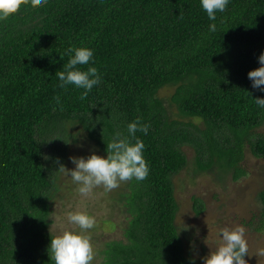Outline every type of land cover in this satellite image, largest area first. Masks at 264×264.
I'll use <instances>...</instances> for the list:
<instances>
[{"label": "trees", "instance_id": "obj_1", "mask_svg": "<svg viewBox=\"0 0 264 264\" xmlns=\"http://www.w3.org/2000/svg\"><path fill=\"white\" fill-rule=\"evenodd\" d=\"M80 47L93 58L77 67H96L101 79L85 100V89L61 88L56 75ZM261 53L264 0H229L214 21L201 0H47L0 20V264H54L48 211L74 124L105 158L117 133L142 140L149 168L116 191L124 239L105 241L92 264H191L174 223L172 175L186 163L183 145L196 169L216 164L234 179L245 146L264 156V134L254 132L264 91L248 77ZM166 85L164 100L157 91ZM137 118L150 127L131 137ZM257 198L254 228L264 229V187Z\"/></svg>", "mask_w": 264, "mask_h": 264}, {"label": "rangeland", "instance_id": "obj_2", "mask_svg": "<svg viewBox=\"0 0 264 264\" xmlns=\"http://www.w3.org/2000/svg\"><path fill=\"white\" fill-rule=\"evenodd\" d=\"M172 89V86L166 85L159 88L157 94L167 100ZM171 113L176 116L174 108H171ZM69 131L73 135L68 139L62 162L66 168H75L70 159L73 156L86 159L95 153L105 157L104 152L85 137L78 124L70 125ZM254 132L264 134V123L255 127ZM182 150L186 163L172 175V185L177 203L174 223L183 253L191 258V264L193 257L194 264H204V258L216 250L221 241V229L243 226L251 255H246L245 259L248 264H264V257L253 254L258 249H264V229L254 228L263 208L257 198V191L264 187V156L252 155L245 146L239 162L244 172L234 179L230 170H221L216 164L210 168L196 169L193 149L183 145ZM123 184L112 191L98 187L91 196L82 197L71 177L58 171L57 187L50 199L46 226L51 238L65 229L79 231L68 223L67 214L86 212L96 220V226L87 233L91 236L95 250L92 263H96L100 259L98 250L105 241L124 239L121 228L124 212L121 203L115 199L116 191ZM194 197L202 205L197 212L193 208ZM185 225L187 229L182 228Z\"/></svg>", "mask_w": 264, "mask_h": 264}, {"label": "clouds", "instance_id": "obj_3", "mask_svg": "<svg viewBox=\"0 0 264 264\" xmlns=\"http://www.w3.org/2000/svg\"><path fill=\"white\" fill-rule=\"evenodd\" d=\"M47 0H0V20H7L18 14L22 6L36 8L42 6ZM229 0H201V5L210 20L216 19L217 12H224ZM210 32L216 31V25L209 27ZM74 52V55L72 53ZM67 55L70 59L64 65L63 71L56 72L60 81V87L66 88L74 85L85 91L80 99L85 100L89 91L101 82L100 74L96 67H89L86 71L77 66L87 65L93 58V50L87 47L70 48ZM65 54L60 53L63 59ZM260 67L250 70L249 79L252 86L264 91V53L258 57ZM57 104H61L59 96L54 97ZM258 106L264 107V98H256ZM61 110L63 105L61 104ZM149 125L141 124L139 118L128 125V133L135 137L137 131L147 133ZM144 143L137 139L131 143L128 137L121 138L120 133L107 144V157L92 153L86 159L84 157H70L75 165L74 169H68L60 164L59 173L70 176L73 183L78 185L77 191L82 197H89L93 190L103 187L105 191H112L135 178L144 180L147 178L149 168L143 156ZM57 163L59 161L57 160ZM70 174V175H69ZM67 221L76 229H65L61 234L51 238L48 252L54 264H92L95 258V250L91 242L88 230L96 226V220L84 211L69 212ZM187 229L188 226L182 227ZM246 229L243 226L223 228L220 231L221 241L216 250L204 258V264H248L245 256L249 254L248 242L245 238ZM206 242V241H205ZM258 257H264V249H258L255 253ZM193 264L195 257L192 258Z\"/></svg>", "mask_w": 264, "mask_h": 264}]
</instances>
